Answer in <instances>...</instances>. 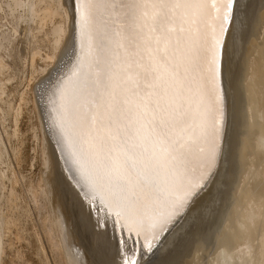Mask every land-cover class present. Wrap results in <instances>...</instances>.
Instances as JSON below:
<instances>
[{
	"label": "snow or ice",
	"instance_id": "snow-or-ice-1",
	"mask_svg": "<svg viewBox=\"0 0 264 264\" xmlns=\"http://www.w3.org/2000/svg\"><path fill=\"white\" fill-rule=\"evenodd\" d=\"M246 7L245 0H71L79 51L48 102L83 197L99 196L129 239H143L140 264H173L161 237L197 204L225 158L220 49L225 33L242 39ZM85 59L90 78L81 87ZM111 246L107 230L96 231L91 264H112Z\"/></svg>",
	"mask_w": 264,
	"mask_h": 264
},
{
	"label": "rangeland",
	"instance_id": "rangeland-1",
	"mask_svg": "<svg viewBox=\"0 0 264 264\" xmlns=\"http://www.w3.org/2000/svg\"><path fill=\"white\" fill-rule=\"evenodd\" d=\"M257 1L260 2V8H258L259 2ZM252 4L254 22L251 25H256L252 28L258 31L260 27L258 24L262 19L260 18L261 13L264 17V6L262 7L264 0H256ZM255 8L256 13L254 14ZM258 9L261 16L257 14ZM255 17L260 20L257 19L258 23ZM1 24L0 37L2 34L7 35L10 27L5 20H2ZM50 26L51 24H47L40 33H37L35 39L31 34L23 35L19 30L7 51L1 50L8 65L6 69L4 68L1 77L10 79L8 81L5 79L4 92L1 94L3 96L0 95V149L2 152L0 161V264H67L64 259V250L60 247V243H57L60 241V235L55 228L48 229L51 221L60 215V211L53 208L54 201L57 203L60 201L62 205L60 207L66 213L68 221L65 223V233L68 247L71 250L81 248L88 264L95 259V232L101 229H106L108 237L112 239V246L107 257L112 264H131L133 260L136 264H140L141 254L144 252L143 239L141 238L138 243L134 242L135 237L129 239L113 222L83 201L82 193L85 189L80 188L76 183V178L69 171V164L66 163L65 153L62 151L59 132L55 127L56 113L53 111V106L49 113L43 106L42 97L45 95L49 98L52 85L63 80L73 64L72 46L68 48V52L58 55L52 61L44 59L51 48L50 36L45 35ZM69 31L70 28L68 34ZM237 43L235 46L239 45ZM38 45L41 51L40 55L35 57L33 68L30 52L34 46ZM254 47L256 48V44L252 40L248 44V54L254 51ZM42 87L47 91H42ZM21 96L24 99H21ZM14 119L17 122H14ZM240 125L238 126L237 123V128L232 130L228 145H225L226 136H224L225 158L220 162L215 180L184 218L177 219L171 231L161 237L164 251L168 253L166 258L173 264L249 263L242 257L243 253L249 251L250 254L257 240L253 239L245 244L242 239L238 244L231 236H236L233 234L232 224L238 229L241 227L239 229L241 231H245L243 227L247 225L254 228V223L248 222L247 219L245 222L244 218L242 221L245 223L241 226L242 217H238V214H243L244 210L241 209L240 202L235 203V198L243 183L240 173L246 166L241 155L245 142ZM46 144L51 152V160L58 168H61L66 183V195L61 199L50 191L48 184V186L45 185L48 171L52 169V165L49 168L48 165L45 167L44 163L42 151ZM48 150L46 149L47 155ZM46 169L48 171L45 172ZM42 190L44 193H41ZM46 195L49 196L46 198ZM73 200H78L79 205L73 207ZM252 205H247V207L251 208ZM255 206L254 208L257 209ZM97 222L99 228H97ZM52 232H55L53 233L55 235ZM133 249L135 252L132 251ZM143 259H150V254L144 255ZM262 264H264V257Z\"/></svg>",
	"mask_w": 264,
	"mask_h": 264
},
{
	"label": "bare ground",
	"instance_id": "bare-ground-1",
	"mask_svg": "<svg viewBox=\"0 0 264 264\" xmlns=\"http://www.w3.org/2000/svg\"><path fill=\"white\" fill-rule=\"evenodd\" d=\"M254 1L256 0H253L252 2H250V0L249 2L248 0H245V3L247 5L245 10L246 27L244 29L242 39L234 40L230 33H225L224 39L226 41V44L221 46L220 49V71L218 80L221 82L226 96V123L224 127V136H226L225 145H228L230 141L229 135H231L232 130L237 128V123L238 126L241 123L240 129L242 128L241 133L245 142V146L243 147L241 155L243 157L242 161L246 166L240 173V178L242 177L241 179L243 183L235 198V203L240 202V207L241 209L243 208L242 210H244V212L243 214L239 213L238 217H242L240 219L241 221L244 218L245 220L247 219L248 222L252 224L254 223V228H252L253 226L250 227L251 225H247L246 227L244 226L243 229L245 228V231L239 230L241 227L238 229L236 225L232 224V231L236 236H231L238 244L242 239L244 241L243 243L245 244L251 242V240L253 239H256L257 243L252 246V248H254L250 250V254L249 251L248 253L244 252L242 257L245 260L247 259L246 261L249 262L248 264H262L264 257V17H262L263 13H261L262 8L260 9V13L262 14V16L259 14L260 10L258 9L257 14L260 15V18L262 19L260 21L257 18L260 21V23L258 24V26L260 27L258 28V31H255L252 26L254 27L256 25H251L254 22V18L252 16V3ZM258 2L259 1H257V3ZM70 3L71 0H0V25L3 24H1L2 20H5L10 24V27L8 29L9 33L7 32V35L2 34V37H0V95L4 92L3 86L6 81L5 79H7V81L10 79L5 77L3 78V76L1 77L4 68L8 66L5 60V55L1 53V50L7 51L9 46L13 43L15 36L17 35V33H19V30L23 35H26L28 33L33 36V39H35L37 37V33H40L47 24H51L48 32H46L45 34L48 37L50 36L49 43L51 44L50 51L46 53L44 57V59L46 60H54L58 55H62L63 53L68 52L67 50L68 48H71V46L73 48L75 47L77 52L79 51V37L77 26L73 19L72 13H70ZM259 4L260 2L258 3V8H260L261 6ZM255 5L254 7L257 8V6ZM263 6L264 5H262V7ZM256 8L254 9V14L256 13ZM249 14H251L250 17ZM58 16L59 19H57ZM257 19L255 17L256 22ZM32 24L35 25L32 26ZM69 28L70 31L68 34ZM208 32V42L210 43V28L208 29ZM252 40H254L256 48L254 47V51H252L251 54H248V44ZM236 43L239 45L235 46ZM40 51L41 48L39 45L34 46L31 49V66L33 68L35 57L40 55ZM72 56V60L74 62L76 57L73 54V51ZM202 68L204 72L201 83L207 95L210 91L211 84L207 73L206 58L202 60ZM89 78V62L87 59H85L82 63V72L79 76L78 86L82 87L89 80ZM21 99L24 98L22 97ZM48 99L49 98L45 95L42 97V100L44 102L43 106L46 108L47 113L51 112L52 110V105L49 104ZM81 103H84L85 106H87L88 97L86 95L82 96ZM15 119L14 122H17L15 121ZM46 149L48 150L47 144L43 146L42 151V154L44 156V163L46 165L45 167H47L48 165V167L51 168L50 166L52 165V169L51 171H48V168L45 170V172H49L47 175V183L45 185L48 184L50 191L54 192L57 196L55 194L54 195L61 199V197L66 195V183L64 182V179L63 183L59 182V178L63 177L61 168H58L56 163L51 160L52 156L49 150L47 155ZM1 157L2 152L0 149V161ZM41 193H44V191L42 190ZM47 196L49 195H46L45 197L47 198ZM82 198L83 201H85L95 210L102 213L106 219L108 218L111 222H113V224H115V212L110 211L107 205L101 202L99 196H97L94 200H92L91 198L85 199L83 195ZM54 203L55 205L53 206V208H55L56 210L58 209V211H60V215H57L55 213L57 217L54 220L51 219V226H48V229L52 230L55 228L57 230V233L60 235V241H58L57 243H60V247H62V249L64 250V259L66 263L88 264V260L85 261L84 259L85 257L81 248V250L78 248L76 250H71V248L68 247L66 241L67 235L65 233V223L68 221L65 215L66 213H64L61 209L62 205L60 201H58V203L57 201H54ZM250 204H253L251 208L247 207V205L250 206ZM254 206L257 207V209L254 208ZM242 210H239V212H242ZM247 220L245 222H247ZM244 223L242 221L241 226ZM116 226L120 230V232H123L124 235L128 237V233L126 230H121L118 225ZM51 230H49V232ZM53 233L55 232H52V234ZM58 237L56 238L58 239Z\"/></svg>",
	"mask_w": 264,
	"mask_h": 264
}]
</instances>
